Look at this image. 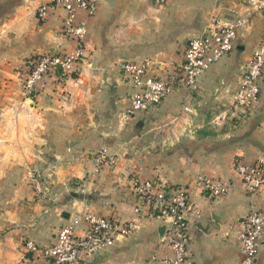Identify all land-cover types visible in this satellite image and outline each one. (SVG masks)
I'll list each match as a JSON object with an SVG mask.
<instances>
[{"label": "crops", "instance_id": "obj_1", "mask_svg": "<svg viewBox=\"0 0 264 264\" xmlns=\"http://www.w3.org/2000/svg\"><path fill=\"white\" fill-rule=\"evenodd\" d=\"M53 0H0V264H52L25 248L52 246L70 218L87 212L134 221V232L84 264H148L169 253L160 243L167 223L137 219L132 180L187 190L200 216L189 226L187 264H239L243 218L264 211V191L247 192L236 162L264 165V83L248 116L234 108L245 65L256 50L263 21L245 0H99L88 21L76 77L48 82L32 98L22 89L24 63L71 51L60 33L64 13L40 21L36 10ZM246 18L234 50L198 80L138 118L126 115L131 90L122 74L128 61L154 71L182 61L186 43L214 21ZM142 123L141 128L137 125ZM105 150L110 165L95 158ZM40 174L37 195L29 172ZM199 178L229 184L210 198ZM83 228V227H82ZM253 264H264V232Z\"/></svg>", "mask_w": 264, "mask_h": 264}, {"label": "built area", "instance_id": "obj_2", "mask_svg": "<svg viewBox=\"0 0 264 264\" xmlns=\"http://www.w3.org/2000/svg\"><path fill=\"white\" fill-rule=\"evenodd\" d=\"M168 0H157L165 4ZM99 0H53L50 6L41 5L36 10L38 20H47L50 11L61 9L64 13L61 35L73 46L71 51L46 53L32 57L24 63L22 89L32 98L43 92L48 82L58 86L65 77L77 72L84 53L88 21L96 13ZM245 6L256 12L263 21V30L257 45L247 61L234 97V108L248 116L258 106L264 83V0H245ZM246 18L232 17L226 22L214 21L202 35L190 39L185 46L182 61L170 70L154 71L150 62L128 61L122 65V74L131 94L126 115L132 119L148 113L179 89H194L199 78L220 59L230 54L239 30ZM98 166L113 161L105 150L96 153ZM237 175L247 192L264 191V165L236 162ZM40 177H31L37 195L43 188ZM196 185L210 198L224 197L229 184L217 178H199ZM134 195L133 213L137 219L167 223L160 243L169 249L168 255H152L148 264H187L189 251V226L200 216L191 204L188 192L175 186L165 188L153 180H132ZM243 230L238 236L243 258L239 264H253L264 232V211H254L243 218ZM83 227V228H82ZM134 221H120L95 213H84L70 218L56 234L55 243L38 248L27 242L25 248L40 253L52 264H84L88 259L109 251L118 239L129 237L135 230Z\"/></svg>", "mask_w": 264, "mask_h": 264}, {"label": "rangeland", "instance_id": "obj_3", "mask_svg": "<svg viewBox=\"0 0 264 264\" xmlns=\"http://www.w3.org/2000/svg\"><path fill=\"white\" fill-rule=\"evenodd\" d=\"M110 164H112V163H108V165H110ZM28 175H29V181H30V183H31V177H34V176L40 177V174H38L37 171L31 170V169H30V172H29Z\"/></svg>", "mask_w": 264, "mask_h": 264}, {"label": "water", "instance_id": "obj_4", "mask_svg": "<svg viewBox=\"0 0 264 264\" xmlns=\"http://www.w3.org/2000/svg\"><path fill=\"white\" fill-rule=\"evenodd\" d=\"M141 127H142V123H140L139 125H137V128H141ZM96 258H99L100 259L101 257L99 255H96L95 256V259ZM98 263H100V261H98V260H97V262L96 261L94 262V264H98Z\"/></svg>", "mask_w": 264, "mask_h": 264}, {"label": "trees", "instance_id": "obj_5", "mask_svg": "<svg viewBox=\"0 0 264 264\" xmlns=\"http://www.w3.org/2000/svg\"><path fill=\"white\" fill-rule=\"evenodd\" d=\"M71 76H72V77H76V75H75V74H72Z\"/></svg>", "mask_w": 264, "mask_h": 264}]
</instances>
